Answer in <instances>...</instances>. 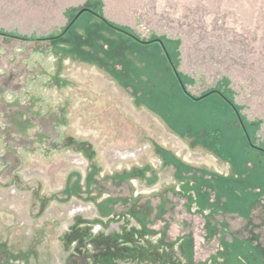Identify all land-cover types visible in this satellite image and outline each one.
I'll return each instance as SVG.
<instances>
[{
  "label": "rangeland",
  "instance_id": "374dc122",
  "mask_svg": "<svg viewBox=\"0 0 264 264\" xmlns=\"http://www.w3.org/2000/svg\"><path fill=\"white\" fill-rule=\"evenodd\" d=\"M238 169L264 171V0H0V264H264V193L200 208Z\"/></svg>",
  "mask_w": 264,
  "mask_h": 264
},
{
  "label": "crops",
  "instance_id": "0c3cea01",
  "mask_svg": "<svg viewBox=\"0 0 264 264\" xmlns=\"http://www.w3.org/2000/svg\"><path fill=\"white\" fill-rule=\"evenodd\" d=\"M212 95L216 94L208 95L201 100L207 102L211 99ZM243 142L245 146H247L244 140ZM220 155L224 156V159L228 161H235L233 154L222 152ZM259 177L260 180L258 181L256 179H251L249 171L238 169L236 176L233 178H223L219 176L218 178L202 179L197 188L201 192L205 190L212 192L213 195L216 194V196L222 199L221 203L217 204V207H219V209L221 208L225 213L238 214L240 218L247 220L251 215L254 203L253 200L264 193V171L259 174ZM253 188L256 189L250 191ZM248 193L251 194L248 195ZM200 196V208L207 213L209 210L207 201H209V199H207V196L203 192ZM248 245L247 242H242L240 239L235 240L232 247L229 249V254L234 257L247 254L251 250Z\"/></svg>",
  "mask_w": 264,
  "mask_h": 264
},
{
  "label": "trees",
  "instance_id": "16d2710c",
  "mask_svg": "<svg viewBox=\"0 0 264 264\" xmlns=\"http://www.w3.org/2000/svg\"><path fill=\"white\" fill-rule=\"evenodd\" d=\"M104 21L108 24V25H110V26H113V27H115L111 22H109V21H107L106 19H104ZM118 29H121L122 30V28H120V27H117ZM133 37H135V38H137L135 35H133V34H131ZM58 36H44V37H42V38H40L41 40H50V39H55V38H57ZM179 79H180V77H179ZM181 80V79H180ZM214 92H216V90H213L211 93H206L205 95H203V96H201L199 99H203L204 97H206V96H208V95H211V94H214ZM187 93V92H186ZM188 94V93H187Z\"/></svg>",
  "mask_w": 264,
  "mask_h": 264
},
{
  "label": "water",
  "instance_id": "95a60500",
  "mask_svg": "<svg viewBox=\"0 0 264 264\" xmlns=\"http://www.w3.org/2000/svg\"><path fill=\"white\" fill-rule=\"evenodd\" d=\"M159 42H161V43H162V41H159Z\"/></svg>",
  "mask_w": 264,
  "mask_h": 264
},
{
  "label": "bare ground",
  "instance_id": "6f19581e",
  "mask_svg": "<svg viewBox=\"0 0 264 264\" xmlns=\"http://www.w3.org/2000/svg\"><path fill=\"white\" fill-rule=\"evenodd\" d=\"M228 143V142H227ZM227 145V144H226ZM225 146V145H224Z\"/></svg>",
  "mask_w": 264,
  "mask_h": 264
}]
</instances>
